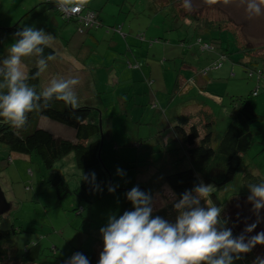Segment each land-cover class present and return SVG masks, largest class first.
<instances>
[{
    "label": "rangeland",
    "instance_id": "374dc122",
    "mask_svg": "<svg viewBox=\"0 0 264 264\" xmlns=\"http://www.w3.org/2000/svg\"><path fill=\"white\" fill-rule=\"evenodd\" d=\"M35 4L36 0H0V61L8 56L15 41L8 30L16 24L43 29L63 40L76 32L73 23L64 29L52 28L45 15L52 12L45 3L36 17L26 16ZM183 4L184 0H90L88 6L97 11L104 28L96 32L99 42L92 43L88 38L89 49L97 50L98 55L86 61L93 58L95 64H89L87 71L100 88V94L91 102L99 104L96 109L102 129L100 157L109 174L107 185L88 204L79 202L73 194L58 198L48 181L51 172L43 168L37 157L30 160L0 142V188L8 203L0 214L10 215L18 226L8 242L9 257L0 264H66L74 253L85 255L90 250L99 257L103 250L100 229L107 225L109 216L121 215L124 189L134 186L148 190L153 217L175 223L178 213L173 203L179 197H173L165 176L185 162L172 161L176 146L164 123V110L168 106L172 111L179 104L185 110L181 113L191 116L187 123L200 119L199 134L205 129L204 114L198 116L200 109L213 110L214 138H218L229 122L226 108L230 99L247 94L258 116L252 125L253 144L232 181L222 186L211 184L215 187L212 193L222 203H214L211 196L209 200L222 209L220 217L227 221L224 226L231 229L233 237L244 234L247 241L264 232V208L257 216L247 200L248 185L264 181V15L249 18L239 0L228 6L191 0L192 11L185 10ZM52 15L62 25L61 17ZM202 20L220 23L226 31H206ZM116 27L121 30H109ZM73 36L81 37L76 33ZM210 36L216 39L210 42ZM111 37L118 43L113 52L105 50ZM239 46L247 51L246 55ZM219 48H225L224 56ZM218 58L221 60L214 65ZM245 59L244 66L241 60ZM32 61L34 57L24 59L26 71ZM45 72L40 75L42 89L49 85ZM249 72L251 76H247ZM112 74L117 82L110 78ZM199 78L206 88L197 85ZM256 85L258 92L251 95ZM39 126L64 138L74 137L72 128L46 117L41 118ZM244 167L249 175H260L263 180L243 176ZM53 171L60 172L70 187L79 180L72 153L55 162ZM110 187L114 191L110 192ZM200 206L206 207L203 200ZM253 223V231L245 233L244 229ZM35 242L40 245L39 259L22 262L15 251L20 254L25 246ZM239 255L241 264H258V258L264 260V245L257 244Z\"/></svg>",
    "mask_w": 264,
    "mask_h": 264
},
{
    "label": "clouds",
    "instance_id": "9594fccd",
    "mask_svg": "<svg viewBox=\"0 0 264 264\" xmlns=\"http://www.w3.org/2000/svg\"><path fill=\"white\" fill-rule=\"evenodd\" d=\"M61 11L79 12L90 4V0H46ZM209 6H228L233 0H204ZM249 18L264 15V0H239ZM183 7L192 11L191 0H184ZM16 40L8 49V56L0 61V118L17 131L28 123V113L46 110L51 102L63 101L73 111L80 105L74 91L78 78H53L41 92L28 83L47 69L45 48L52 46L54 37L43 29L25 25L15 33ZM27 57H37V71L31 77L23 63ZM120 172V170H117ZM94 173L92 174L94 178ZM82 179L85 177H81ZM215 187L202 181L190 191L181 194L173 203L178 213L175 223L160 216H152V197L134 186L126 193L133 210L125 211L118 218L111 215L107 225L100 229L103 250L98 264H233L242 253L249 252L257 244L264 245V232L245 240L244 234L233 237L232 231L224 225L222 209L209 200ZM247 200L257 216L264 208V181L249 184ZM114 191V188H109ZM175 197V193H172ZM203 200L206 207H201ZM256 227L253 223L244 229L250 233ZM66 264H90L81 253H74ZM258 264H264L259 260Z\"/></svg>",
    "mask_w": 264,
    "mask_h": 264
},
{
    "label": "trees",
    "instance_id": "16d2710c",
    "mask_svg": "<svg viewBox=\"0 0 264 264\" xmlns=\"http://www.w3.org/2000/svg\"><path fill=\"white\" fill-rule=\"evenodd\" d=\"M45 1L46 0H44V2ZM45 4H47L48 7L50 6L54 12L61 17L60 12L52 7V3L45 2ZM87 7L91 9L89 6ZM91 10L95 13L99 22L98 25L88 28L79 23L84 29L82 32H79L75 25L74 30L76 33L84 35L101 26V22L95 10ZM33 11L34 9L30 12ZM190 18L198 21L195 16ZM61 19L63 24L70 23L62 17ZM202 22L205 24L204 29H206V31H226L224 26H221L220 23H207L203 20ZM21 28H23L21 25L16 24L12 28H9V34L16 40L15 33ZM192 29L198 32V28L195 26H192ZM109 30H113L116 33L121 29L120 27H116L115 30ZM122 36L126 35L122 34ZM208 39L212 42L216 38L210 36ZM239 48L240 46L238 49ZM240 49L246 55L247 51L242 49V47ZM218 51L222 56L225 55V48H219ZM53 54L54 49L52 46L45 48V57L48 55L52 56ZM220 60L221 59L218 58L214 61V65H217ZM241 61L242 65L247 64L245 63L246 59ZM245 68H249V66ZM36 71V64H33L28 69V75L31 77ZM247 76H251V72H249ZM28 83L34 85L38 93L44 90L40 88L39 77L29 79ZM257 90L258 86L256 85L251 95L257 94ZM230 100L226 108L230 116L229 122L218 138H214L213 110H207L205 107L200 109L201 113L198 114V116L200 117L203 113L205 120L203 123L205 129L201 134H199L197 130L200 119L187 123L191 116L187 118L188 114H183V112L174 120L171 127L179 142L176 147V158L174 162L177 161V159H182L186 162L185 159H187L188 164H183L184 166H180V168L177 167L172 172L166 174L165 180L171 190L179 198L181 194L185 191H190L201 181L204 184H214L215 186H222L232 181L240 168L245 153L253 144L252 125L258 116L250 101V94L242 97H235ZM98 114V109L93 106L83 104L80 105L78 110L73 111L70 107L66 106L63 101L54 99L48 109L28 113V123L23 130L17 131L7 124L3 118H0V142L5 144L9 151L26 155L30 160L33 156L37 157L43 168L51 172L48 181L55 190L58 198L73 194L79 202L88 204L94 201L98 193H100V190L106 187L109 175L99 154L100 135ZM41 117H46L72 128L74 130V137L72 139L64 138L47 129L39 127L38 121ZM70 153L73 154L74 165L77 172H79V180L72 187H70L67 180L61 176L60 172L53 171L54 163L62 160ZM244 169L246 170H244L245 173L243 176L249 175L247 168L244 167ZM93 173L95 174L94 178L92 176ZM82 176L85 178L82 179ZM243 176L242 179L244 181ZM249 176L256 178L258 181L263 180L259 177L260 175ZM138 187L141 191L149 194L145 186ZM130 190L131 188L124 189L121 215L125 211L133 210L131 202L126 199V193ZM211 199L214 203H222L213 193L211 194ZM17 230L18 226L15 225L10 215L3 217L0 214V262L9 257L8 242ZM86 253L85 255L90 264H98L99 257H97L94 250L87 251ZM15 254L22 262H37L40 257V245L38 242L31 243L25 246L20 254H17L16 251ZM234 261L237 264H241L239 259Z\"/></svg>",
    "mask_w": 264,
    "mask_h": 264
},
{
    "label": "crops",
    "instance_id": "0c3cea01",
    "mask_svg": "<svg viewBox=\"0 0 264 264\" xmlns=\"http://www.w3.org/2000/svg\"><path fill=\"white\" fill-rule=\"evenodd\" d=\"M43 3H45L44 0H36L35 6H33L32 8L29 9L30 11L34 9V11L29 12V10H28L29 14H28V12H26L27 15L26 14L25 15L26 16L31 15L33 17H36V15H38L39 10H42L44 8L42 6ZM48 8L50 9V11H49L50 13L52 12V14L58 15L54 12V10L51 7H48ZM95 12H96L98 19L101 22V26L96 28L95 30H92L89 33H86L84 35H80V34L75 32L76 34H78L81 37H74L73 34H75V33H73L72 35H70L68 40H63L60 37L58 39H56L57 37L54 34H52L54 37V41L52 43V47L54 49V54L52 55L53 59L47 61L48 66H47V69L45 70L46 71L45 73H46V81H49L48 84L50 83V81L53 78L60 77L63 79H69V78H73L70 75H78V77H75V78H78L80 80V82H79V84L74 86V90L77 91L76 95L78 97L79 105L87 104L90 106H94L95 108H99L98 102H96V103L91 102V99H92V97H95L96 95L100 94V90H99L100 88L94 83L92 78L90 80L89 75H88V71H87L90 68L89 64L91 65V64H95V63L93 62V58H90L89 61H86L90 56L92 57V56L98 55L97 50H94L93 48L89 49L88 38H91L92 43L93 42H96V43L99 42V39L97 38L96 32L104 29L102 27V21H101L99 14L97 13L96 10H95ZM52 14L49 15V13H45L46 17H49L51 20V22H49L51 27L52 28L55 27L54 29H64L66 24H63V21H62V25H61L56 20V18L53 17ZM50 25H49V27H50ZM62 32H60V33H62ZM102 40H104V39H102ZM117 46H118V43L116 41H114V38L111 37L110 40L107 42V47H105V50H107L109 52H113L116 50L115 48ZM58 51L60 52L59 54H58ZM55 58H57V59H55ZM36 59L37 58L34 57V61H32L33 64H35ZM113 59L115 60V58H113ZM87 62H90V63H87ZM33 64H31V65H33ZM114 76H115V74L114 75L112 74V75H110V78H112V77L114 78ZM114 80L116 82L118 81L116 78H114ZM89 81H91V82L89 83ZM40 82H41V80H40V76H39V83ZM110 83H113L112 80ZM197 85L198 86L200 85L201 87H205V88L207 87L205 82L201 83L200 78L197 80ZM43 89H45V88H43ZM198 102H200V101H198ZM178 106H179V104L175 105L173 107L172 111H169L168 106H167V109L164 110V115L162 116L164 119V123L166 124V126L169 128V130L171 132L170 136L173 138L172 141L176 147L178 146L179 142H178V139L176 138L171 126H172L174 120L176 119V117L182 111H185L184 109H182ZM41 118L38 121V126H39V122H40ZM164 142L165 143L168 142L167 136L164 137ZM180 155H181V153H180ZM23 156H26V155H23ZM26 157L28 159H30L28 156H26ZM175 158H176V154L174 153V155L172 157V161H174ZM185 160H186V162L184 164H186V163L188 164L187 159H185ZM181 166H184V165H181Z\"/></svg>",
    "mask_w": 264,
    "mask_h": 264
},
{
    "label": "built area",
    "instance_id": "2783aa9c",
    "mask_svg": "<svg viewBox=\"0 0 264 264\" xmlns=\"http://www.w3.org/2000/svg\"><path fill=\"white\" fill-rule=\"evenodd\" d=\"M52 5L53 8H55L57 11L60 12L61 17L64 20L69 21L74 25H76V29L79 32H82L84 29L81 25H79V23L83 24L84 26H87L88 28L91 26H97L99 23L95 16V13L88 7H85L82 11L79 12H68V11H61L54 4Z\"/></svg>",
    "mask_w": 264,
    "mask_h": 264
},
{
    "label": "water",
    "instance_id": "95a60500",
    "mask_svg": "<svg viewBox=\"0 0 264 264\" xmlns=\"http://www.w3.org/2000/svg\"><path fill=\"white\" fill-rule=\"evenodd\" d=\"M98 124H99V135H100V145H99V154L101 152V147H102V129H101V122H100V114L98 117ZM8 208V203L7 200L4 197V194L0 188V213L5 211Z\"/></svg>",
    "mask_w": 264,
    "mask_h": 264
}]
</instances>
